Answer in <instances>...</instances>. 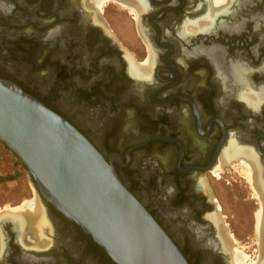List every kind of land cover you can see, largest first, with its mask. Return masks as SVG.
Returning a JSON list of instances; mask_svg holds the SVG:
<instances>
[{
	"label": "flooded vegetation",
	"instance_id": "obj_1",
	"mask_svg": "<svg viewBox=\"0 0 264 264\" xmlns=\"http://www.w3.org/2000/svg\"><path fill=\"white\" fill-rule=\"evenodd\" d=\"M0 78L113 158L190 264H264V0H0ZM33 186L0 264H115Z\"/></svg>",
	"mask_w": 264,
	"mask_h": 264
},
{
	"label": "water",
	"instance_id": "obj_2",
	"mask_svg": "<svg viewBox=\"0 0 264 264\" xmlns=\"http://www.w3.org/2000/svg\"><path fill=\"white\" fill-rule=\"evenodd\" d=\"M0 141L37 189L117 264H190L107 159L69 119L0 78Z\"/></svg>",
	"mask_w": 264,
	"mask_h": 264
},
{
	"label": "rangeland",
	"instance_id": "obj_3",
	"mask_svg": "<svg viewBox=\"0 0 264 264\" xmlns=\"http://www.w3.org/2000/svg\"><path fill=\"white\" fill-rule=\"evenodd\" d=\"M26 69L28 71L35 70V68L31 70L27 66ZM32 196H37V194L27 168L24 167L17 156L0 141V212L6 210V208H13L22 201L25 203ZM34 201L38 202L40 200L36 197ZM64 242L66 243V241ZM66 245L67 243L65 246ZM63 253L62 249L57 250V264L70 263L71 260L69 258L68 260L65 259ZM76 253L77 251L75 250L73 254Z\"/></svg>",
	"mask_w": 264,
	"mask_h": 264
},
{
	"label": "bare ground",
	"instance_id": "obj_4",
	"mask_svg": "<svg viewBox=\"0 0 264 264\" xmlns=\"http://www.w3.org/2000/svg\"><path fill=\"white\" fill-rule=\"evenodd\" d=\"M39 203H34V205H33V209L35 210L34 212H33V214L35 213V215L38 217V224H40V220L42 219L43 220V210H42V208H40V204L38 205ZM0 214H5L4 212H1ZM21 219H23V217L21 218ZM17 221V220H16ZM37 223V222H36ZM40 226V225H39ZM219 227V226H218ZM40 228V227H39ZM221 230V229H220ZM23 231V230H22ZM39 234V233H38ZM40 235V234H39ZM38 235V236H39ZM220 238H222V242H225L224 241V238L225 237H223V236H220ZM224 244H226V243H224ZM224 246V245H223ZM228 246V244L226 245V247ZM225 247V246H224ZM231 247V246H230ZM228 249V248H227ZM228 252H230V250L228 251ZM230 254H231V252H230ZM233 257V256H232ZM234 263V262H233Z\"/></svg>",
	"mask_w": 264,
	"mask_h": 264
},
{
	"label": "trees",
	"instance_id": "obj_5",
	"mask_svg": "<svg viewBox=\"0 0 264 264\" xmlns=\"http://www.w3.org/2000/svg\"><path fill=\"white\" fill-rule=\"evenodd\" d=\"M25 167V166H24ZM102 247V246H101ZM103 248V247H102ZM104 249V248H103ZM115 264H117L116 262H114Z\"/></svg>",
	"mask_w": 264,
	"mask_h": 264
}]
</instances>
